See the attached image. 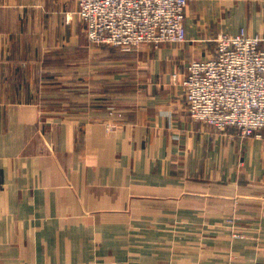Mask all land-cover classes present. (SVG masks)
<instances>
[{"label":"crops","instance_id":"obj_1","mask_svg":"<svg viewBox=\"0 0 264 264\" xmlns=\"http://www.w3.org/2000/svg\"><path fill=\"white\" fill-rule=\"evenodd\" d=\"M77 7L0 0V264H264V138L181 85L219 34L264 37V0H189L185 42L132 52Z\"/></svg>","mask_w":264,"mask_h":264},{"label":"built area","instance_id":"obj_2","mask_svg":"<svg viewBox=\"0 0 264 264\" xmlns=\"http://www.w3.org/2000/svg\"><path fill=\"white\" fill-rule=\"evenodd\" d=\"M188 4L189 0H78L75 13L92 44L132 52L143 43L185 42ZM215 41V56L192 60L181 82L190 115L220 131L234 126L243 137L262 138L264 37L242 30L221 33Z\"/></svg>","mask_w":264,"mask_h":264},{"label":"rangeland","instance_id":"obj_3","mask_svg":"<svg viewBox=\"0 0 264 264\" xmlns=\"http://www.w3.org/2000/svg\"><path fill=\"white\" fill-rule=\"evenodd\" d=\"M73 17L81 24V26H82V28L85 30V28H84V26H83V23L79 20V18H78V16H77V14L76 13H74L73 14ZM150 45H152V46H154V47H160L161 45H159V46H156V45H153V44H150ZM140 47V46H139ZM138 49V48H137ZM136 49V50H137ZM219 130V129H218ZM224 132V131H223ZM262 138H264V135H263V137ZM236 236H239V234H235Z\"/></svg>","mask_w":264,"mask_h":264}]
</instances>
